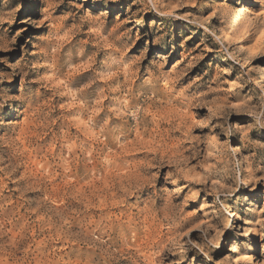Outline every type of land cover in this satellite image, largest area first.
Returning a JSON list of instances; mask_svg holds the SVG:
<instances>
[{
	"label": "rangeland",
	"instance_id": "374dc122",
	"mask_svg": "<svg viewBox=\"0 0 264 264\" xmlns=\"http://www.w3.org/2000/svg\"><path fill=\"white\" fill-rule=\"evenodd\" d=\"M264 0H0V264H264Z\"/></svg>",
	"mask_w": 264,
	"mask_h": 264
},
{
	"label": "bare ground",
	"instance_id": "6f19581e",
	"mask_svg": "<svg viewBox=\"0 0 264 264\" xmlns=\"http://www.w3.org/2000/svg\"><path fill=\"white\" fill-rule=\"evenodd\" d=\"M261 72H262L263 75H264V67H263V66L261 67ZM263 87H264V82H263Z\"/></svg>",
	"mask_w": 264,
	"mask_h": 264
}]
</instances>
